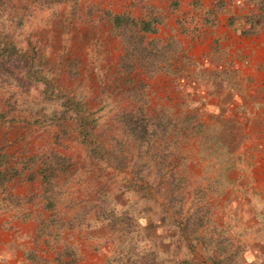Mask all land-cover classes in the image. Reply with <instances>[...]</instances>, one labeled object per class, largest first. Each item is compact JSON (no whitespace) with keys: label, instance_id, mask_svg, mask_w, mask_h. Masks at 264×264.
I'll return each mask as SVG.
<instances>
[{"label":"rangeland","instance_id":"rangeland-1","mask_svg":"<svg viewBox=\"0 0 264 264\" xmlns=\"http://www.w3.org/2000/svg\"><path fill=\"white\" fill-rule=\"evenodd\" d=\"M0 177V264H264V0H0Z\"/></svg>","mask_w":264,"mask_h":264},{"label":"trees","instance_id":"trees-1","mask_svg":"<svg viewBox=\"0 0 264 264\" xmlns=\"http://www.w3.org/2000/svg\"><path fill=\"white\" fill-rule=\"evenodd\" d=\"M118 21H120V18H118V17L113 18V22L114 23L117 24ZM69 103H70L69 101H66V104H69ZM64 114H65V112L62 113V117L64 116ZM122 118L124 119V121H127L128 119H130V116L129 115H127V116L123 115ZM75 120L77 121V123H79L82 126H87L88 125L87 121L83 117H81L80 115H75ZM131 123H132V121L130 120L128 122V124H131ZM90 151H92V149ZM51 156H52V159H53L54 163H52L51 165L48 164V166L46 165L47 168H41V170H39V174H40L41 180L46 185H49V183L52 182L51 178L55 177L53 175L54 174L53 172L56 171V170L63 171L64 174H65L64 177L67 176V172H66L67 170L65 168L67 167L68 164L67 165L64 164V161L62 159H60L59 156H55V154H52L49 157H51ZM57 157H59V158H57ZM47 204H48L47 205L48 207H52L53 206L51 203H47ZM150 262H151V258H150Z\"/></svg>","mask_w":264,"mask_h":264}]
</instances>
